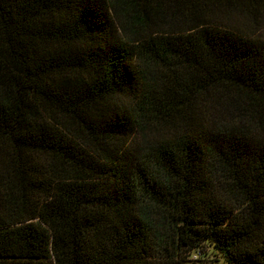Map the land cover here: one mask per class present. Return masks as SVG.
<instances>
[{
	"label": "trees",
	"instance_id": "16d2710c",
	"mask_svg": "<svg viewBox=\"0 0 264 264\" xmlns=\"http://www.w3.org/2000/svg\"><path fill=\"white\" fill-rule=\"evenodd\" d=\"M264 264V0H0V264Z\"/></svg>",
	"mask_w": 264,
	"mask_h": 264
},
{
	"label": "rangeland",
	"instance_id": "374dc122",
	"mask_svg": "<svg viewBox=\"0 0 264 264\" xmlns=\"http://www.w3.org/2000/svg\"><path fill=\"white\" fill-rule=\"evenodd\" d=\"M208 259L211 260V261H214V262H212L210 264H226L223 259H218L217 257H214V256L213 257H209Z\"/></svg>",
	"mask_w": 264,
	"mask_h": 264
}]
</instances>
